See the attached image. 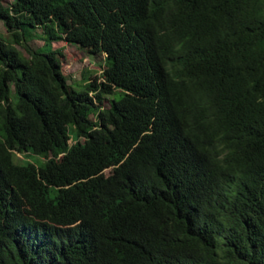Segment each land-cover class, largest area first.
Masks as SVG:
<instances>
[{
    "label": "trees",
    "instance_id": "16d2710c",
    "mask_svg": "<svg viewBox=\"0 0 264 264\" xmlns=\"http://www.w3.org/2000/svg\"><path fill=\"white\" fill-rule=\"evenodd\" d=\"M0 21V264H264V0H0ZM59 40L99 72L69 82Z\"/></svg>",
    "mask_w": 264,
    "mask_h": 264
},
{
    "label": "rangeland",
    "instance_id": "374dc122",
    "mask_svg": "<svg viewBox=\"0 0 264 264\" xmlns=\"http://www.w3.org/2000/svg\"><path fill=\"white\" fill-rule=\"evenodd\" d=\"M10 0H4V3L9 2ZM6 26L4 23L0 21V34L7 36L6 32ZM37 32H39V28L37 29ZM32 47L42 46L43 39L40 37V35H35V37L30 40L29 42ZM16 47L21 50L24 54L27 55V53L24 51V49H21L20 46ZM60 47L62 48V70L67 75L68 81L72 82V84L78 83L85 71L92 70L94 73H98L100 70V65L104 62V53L99 54H87L84 50L79 48L76 45H73L72 43H68L64 40L55 41L53 43L52 48ZM46 48H42V51H46ZM110 98L106 97L103 100L104 107H108L110 104ZM92 116V115H91ZM93 117V116H92ZM19 158H22V155H18ZM32 160V158L30 157ZM34 162L36 164H41L42 158L38 155H35ZM110 172V169H105L104 173L108 174Z\"/></svg>",
    "mask_w": 264,
    "mask_h": 264
}]
</instances>
